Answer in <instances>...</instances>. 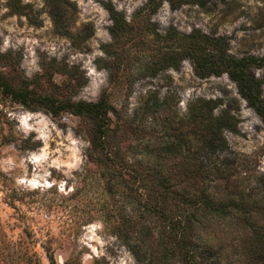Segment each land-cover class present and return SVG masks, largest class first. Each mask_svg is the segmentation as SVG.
<instances>
[{"label": "rangeland", "instance_id": "374dc122", "mask_svg": "<svg viewBox=\"0 0 264 264\" xmlns=\"http://www.w3.org/2000/svg\"><path fill=\"white\" fill-rule=\"evenodd\" d=\"M200 99L239 120L215 163L255 185L264 0H0V264H205L209 219L190 253L165 224L194 170L166 147L193 154Z\"/></svg>", "mask_w": 264, "mask_h": 264}, {"label": "trees", "instance_id": "16d2710c", "mask_svg": "<svg viewBox=\"0 0 264 264\" xmlns=\"http://www.w3.org/2000/svg\"><path fill=\"white\" fill-rule=\"evenodd\" d=\"M255 61L250 57L234 60L236 65L241 66L246 62L254 64ZM231 75L239 79L235 73ZM243 79L249 80L242 86L244 95L261 113L260 81L251 74ZM209 103L211 101L200 99L198 105L190 107V118L196 122L195 133L198 135L193 154L183 153L177 140L170 141L171 144L166 147V150L175 151L173 157L181 159L180 167L184 168L185 162L189 161L194 170L188 171L192 174V181L183 183L179 179L180 189L176 191L179 194L177 198L186 204L188 212L176 217L167 216L165 224L170 231L176 228V224L180 225L182 230L176 233L177 242L190 253L189 246H200L195 243V240L201 239L196 226L205 229L207 226L203 221L209 219V249L201 255L205 264H264V176H258L255 185L242 187L227 170V163L232 161L230 157L224 156L220 163H215L222 151L232 153L222 132L238 133L239 120L225 109L219 116L213 117ZM208 177L209 184L206 183ZM165 185L167 188L173 186L171 183ZM191 208L193 210L190 211ZM189 262L194 264L191 260Z\"/></svg>", "mask_w": 264, "mask_h": 264}]
</instances>
